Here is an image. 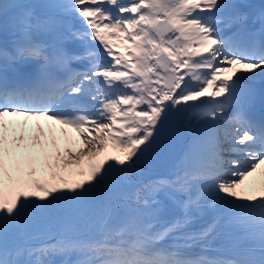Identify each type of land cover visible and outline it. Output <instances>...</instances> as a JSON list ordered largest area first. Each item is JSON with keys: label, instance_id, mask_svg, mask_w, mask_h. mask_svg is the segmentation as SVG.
I'll return each instance as SVG.
<instances>
[{"label": "snow or ice", "instance_id": "obj_1", "mask_svg": "<svg viewBox=\"0 0 264 264\" xmlns=\"http://www.w3.org/2000/svg\"><path fill=\"white\" fill-rule=\"evenodd\" d=\"M9 27L0 264H264V0H0Z\"/></svg>", "mask_w": 264, "mask_h": 264}, {"label": "rangeland", "instance_id": "obj_2", "mask_svg": "<svg viewBox=\"0 0 264 264\" xmlns=\"http://www.w3.org/2000/svg\"><path fill=\"white\" fill-rule=\"evenodd\" d=\"M177 139H178V140H182V141H184V143H186V141H185V137H184V136H180V135H178V136L175 138V140H172V141H176ZM184 148H185V146H184V144H182L181 142H180V147H178L177 149H176V147H174V149H176V151H175V150H174V152L171 151L170 158H168V159H167V162H166V165H168V167H170L172 161H173L176 157H178V156L183 152ZM48 227H54V225H48Z\"/></svg>", "mask_w": 264, "mask_h": 264}, {"label": "bare ground", "instance_id": "obj_3", "mask_svg": "<svg viewBox=\"0 0 264 264\" xmlns=\"http://www.w3.org/2000/svg\"><path fill=\"white\" fill-rule=\"evenodd\" d=\"M178 142H179V141L177 140L176 143H178ZM181 142H183V141H181ZM166 154H167V152H166ZM164 159H166V158H164ZM159 162H161V160H160ZM158 169H160V167H159Z\"/></svg>", "mask_w": 264, "mask_h": 264}]
</instances>
